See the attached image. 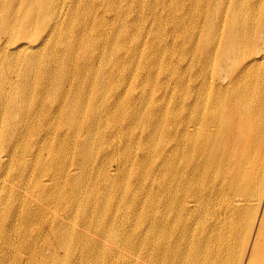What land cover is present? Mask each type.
<instances>
[{
    "label": "bare ground",
    "instance_id": "obj_1",
    "mask_svg": "<svg viewBox=\"0 0 264 264\" xmlns=\"http://www.w3.org/2000/svg\"><path fill=\"white\" fill-rule=\"evenodd\" d=\"M122 1L124 7L107 8L108 50L83 54L85 65H94L100 50L104 70L94 75L91 67L90 78L77 80L81 60L75 53L94 34V8L89 34L81 31L68 46L70 55L62 44L66 66L55 70L47 39L64 0H0V190L17 173L36 177L34 187L43 194L38 199L47 207L35 212L48 216L54 206L57 215L44 217L35 240L23 242L26 261L14 264H216L207 258L223 222L240 227L235 233L244 236L245 247L255 233L264 238V0H217L212 9L199 0ZM45 4L51 12L43 13ZM42 16L48 25L41 19L34 35ZM193 41L202 48L201 62L219 66L208 80L186 63ZM145 48L152 53L144 55ZM133 71L146 74L143 95L125 86ZM187 73L195 77L192 85ZM196 90L221 98L211 105L217 110L205 113L204 100L192 97ZM95 131L105 139L94 145ZM96 152L107 156L94 174ZM64 187L76 190L65 199L67 213L55 204ZM192 202L204 210L218 206L209 211L211 219L200 221L210 232L194 226ZM31 214L28 208L21 219ZM62 219L72 228L54 239L51 226H62ZM8 230L4 224L1 234L8 237ZM42 234L46 246L35 251ZM256 239L257 261L264 264V239ZM5 256L1 251L0 264Z\"/></svg>",
    "mask_w": 264,
    "mask_h": 264
},
{
    "label": "rangeland",
    "instance_id": "obj_2",
    "mask_svg": "<svg viewBox=\"0 0 264 264\" xmlns=\"http://www.w3.org/2000/svg\"><path fill=\"white\" fill-rule=\"evenodd\" d=\"M216 2L217 0H205L204 2H200L199 0V2H195V3H199L202 5H206V6L208 5L209 8L212 9L213 3L215 6ZM42 3H45V2H42ZM120 4H122V7H124L125 1L120 2V0H87L86 3L83 1L81 4L75 6V3L72 0H64L62 8L61 7L58 8V14H59L58 25L56 29L51 32L52 35L47 39L48 44L52 43L49 49L55 50L54 69L59 70L64 65L66 66V64H64L61 59L62 53H63L62 44H63L64 49L69 51L68 46L71 44H74L77 41V39H79V37L82 35L81 31L86 33V36L89 34V29L92 26V22H90L89 20L90 14L88 15V13L90 12L89 11L90 8L92 9L94 8V23H93L94 34L92 35V38L89 41V45H86L80 48L75 53L76 57H78L79 60H81V66L79 65L80 73L75 75V79L78 80V78H81V77L85 79L90 78V76H92V73H93L90 70L91 67L92 69L96 68L94 75H100L102 71L104 70V66H103L104 61H103L102 55L100 54V50L98 51V53H96L94 65H93V60H91V63L89 66L85 65L83 61L84 59L83 54L86 51H90L93 47H94V50L97 47H100L101 50H104V51L108 50L107 41L108 39H111L109 38V33L112 32L111 27H110V24L112 22L110 18V13L108 12L107 8H109L108 5H112V6L117 5L119 7ZM44 12H51L50 6L48 4H45L43 8V13ZM54 13H56V11H54ZM119 13H121V10L119 11ZM209 13H211V11H209ZM41 19L43 20L45 27L46 25H48L49 20H47L46 16L39 17L38 20H39L40 26L38 28H35V30L33 31L34 35H36L37 31L42 28ZM147 24H150V23L147 22L146 25ZM46 29L50 31L49 28H46ZM167 39L170 41L169 38ZM146 40L149 43L152 40V35L151 36L149 35V37ZM56 42H58L59 45L58 44L54 45ZM197 45L198 44H195V41L191 42L189 49H188L189 50L188 55H187L188 60L186 61V63L191 64V66H197L199 70H202L205 73L206 79L208 80V78L211 75H214L215 72L219 71V66L217 63H214V62L209 65H206L205 63L201 62L199 59V54L202 48L200 46L197 47ZM151 53L152 52L148 51V48H145L144 55L151 54ZM44 54L46 58L48 55L47 52L44 51ZM171 54L172 56H174L173 52H171ZM69 55H70V51H69ZM221 63L223 64V62ZM145 76H146L145 73L133 71L131 76L126 80V85H125L126 88L134 87L135 88L134 91L136 92L135 96L143 95L144 90H145V87H144ZM194 78L195 77H192L188 73H187V76L184 77L185 81L189 82L191 85H192V80ZM174 92L178 94V90L175 87H174ZM76 93H77V89L71 92V96H70L71 99L75 98V95H77ZM179 94L182 97V99L185 100L186 94L181 90H179ZM96 95H97V91L94 90V92L91 93V98H94V96ZM82 96L84 98V95ZM193 96L199 97V100L201 99L204 100V102L206 103L205 113L210 110H214V111L217 110L216 106L213 109H211V105L216 104L217 102L220 103V101H222L221 98H219L218 96L216 98L214 97L213 91H203V90L197 91L196 90L195 94L192 93V97ZM89 104L93 106L90 100H89ZM35 106L37 105L33 104V107ZM91 110L93 109H87L86 114L90 115ZM46 117L48 118L47 114H46ZM51 120L53 121V119ZM222 122L224 123V117L222 118ZM216 128H219V125L216 127L211 126L209 127V130L215 131ZM69 129H70V126L69 128L67 126V129H66L67 132ZM190 129H192V127H190ZM50 137L52 138L51 140L53 141L52 144H55L56 146L57 138L53 131H51ZM100 139H105L104 134H98V132L95 131L94 145ZM70 142L71 141L68 140V144H70ZM115 145H116V148L118 149L119 142H117ZM17 146H21V145L18 144ZM39 146H40V143H38L37 148ZM106 156L107 155H103L101 152L97 156V152H96V159L94 163L95 164L94 174L97 173V164L101 161L102 158ZM115 160H116V157L114 158V162ZM114 162H112L113 164L112 168H115ZM21 163H24L23 159L18 162V164H21ZM106 169H107V166H106ZM80 171H78V173ZM104 171H105V168H104ZM110 174H111L110 176H113V177L117 175V174L115 175L114 172ZM35 179L36 177L32 179V178H28V176H24V175L20 176V173H17L16 179L9 178L8 181H6V183L2 187V189L0 190V256H1V251L6 253L5 258H3L5 259L4 264H14L15 260L17 259L19 261L20 260L26 261L27 251L25 253L22 252L24 248L23 242L27 241L31 244L35 240V237L37 236V230L39 226H41V223H43L44 217H47L50 221L57 218V215L54 212V206L52 208L51 214L48 216H42V214H37L35 212L37 206L39 205L42 208V210H44L47 207V205L45 204L42 205L41 200L38 199L42 197L43 194L40 191H38L36 187H34V185L36 184ZM42 179L43 178H41V180ZM10 184H13V191L11 192H9ZM96 186H97V183L95 184L94 187ZM65 187L61 189L60 197L55 198V204L60 205V207L62 206L64 212L67 213V211L64 209L65 199H68L71 193L76 192V190L72 191L67 187L66 190L64 191ZM50 189L52 190V185ZM10 194H13L14 198L10 197ZM77 195L78 193L72 197V200H77L75 199ZM157 200L158 199H153L152 201L155 203H158L160 199L158 201ZM191 200H193V198H191ZM95 203H97V198L94 199V204ZM253 204L254 203H251L250 206H255ZM191 205H192V208L196 210L194 214L195 219L192 218L194 222V226L197 227L200 231L201 229L200 225H202L206 227V230L208 231L209 227L207 228L206 223H200V221H208L209 219H211L209 216V211L211 210L217 211L218 206H211V207L208 206V210L207 209L204 210L203 207L195 206L193 202ZM10 208H12L11 212L9 211ZM28 208L32 210V214L29 216V218L26 217V218L21 219V214L23 212H26ZM173 214H175L174 210H173ZM9 217L11 218V221H9ZM171 220L172 218H170L169 222H171ZM4 224L8 225V229H9L8 237L1 234ZM24 224H28V225L24 226ZM13 225L14 227L12 229ZM51 227L52 229L50 230L49 233L51 234L54 233V239H55L57 236L61 235L65 227L72 228V223L69 224L68 219H62V226L56 227L52 225ZM74 227H76V224ZM236 228H235L234 222L227 221V222L222 223V234L218 233L216 236H219V237L215 236V242L213 243V245L210 244V247L214 249L213 254L210 255L209 258H207V260H209L210 263L214 261L216 262V264H242V263L248 264L250 258H254L256 260V264H259L257 260H259L260 258L257 257V252H256L257 249L255 246H253V242L256 239L257 233H255L252 237L250 236L251 239L249 240L248 245L245 247L244 236L243 235L240 236L235 233V230L239 231L240 227H236ZM46 232L47 230L43 233H46ZM42 237H44V234H42L41 237H39L40 243L36 244V248L34 247L35 251H38L41 248L42 243L46 246V242L42 240ZM260 239L263 241L264 238L259 236L256 239L257 242H259ZM176 248L182 249L183 246L177 245ZM42 252H44L43 248H42ZM47 253L48 254H46V256L48 257L50 253L52 252H47ZM52 255L53 253L51 254V256ZM129 258H133V257H129ZM76 259L78 258L76 257ZM142 261H145V259H142ZM37 264H39L38 261H37ZM50 264H53L52 260H50Z\"/></svg>",
    "mask_w": 264,
    "mask_h": 264
}]
</instances>
